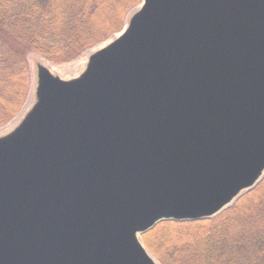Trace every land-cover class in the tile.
Instances as JSON below:
<instances>
[{"label":"water","instance_id":"95a60500","mask_svg":"<svg viewBox=\"0 0 264 264\" xmlns=\"http://www.w3.org/2000/svg\"><path fill=\"white\" fill-rule=\"evenodd\" d=\"M264 177V0H141L0 135V264H157L140 237Z\"/></svg>","mask_w":264,"mask_h":264},{"label":"trees","instance_id":"16d2710c","mask_svg":"<svg viewBox=\"0 0 264 264\" xmlns=\"http://www.w3.org/2000/svg\"><path fill=\"white\" fill-rule=\"evenodd\" d=\"M141 0H0V128L22 109L27 57L72 62L119 33ZM159 264H264V177L210 219L161 221L141 235Z\"/></svg>","mask_w":264,"mask_h":264},{"label":"rangeland","instance_id":"374dc122","mask_svg":"<svg viewBox=\"0 0 264 264\" xmlns=\"http://www.w3.org/2000/svg\"><path fill=\"white\" fill-rule=\"evenodd\" d=\"M139 6L134 8L127 15L126 20H125V25H126L128 18L131 16V14H133L138 9ZM125 25H124V27H125ZM119 33L115 34L114 36H112L111 38L106 40L105 42L100 43V44L86 50L78 59H76L72 62H69V63L54 65V64L50 63L49 61L45 60L44 58H42L40 56H37L34 54H29L27 57L28 68H29V90H28L27 98H26L24 105L22 106V109L20 110V112L10 122H8L6 125H4L3 127L0 128V135H3L5 133L9 132L11 129H13L20 122V120L22 119V117L24 116L26 111L30 108V106L33 104L34 92H35V87H36V66L38 64H42V65L46 66L52 73H55V75H57L58 77H60L63 80H69V79L75 78L84 70L88 56L92 52L96 51L98 48L102 47L103 45L107 44L109 41L114 39ZM53 70H55V71H53ZM140 240H141V237H140ZM157 264H159V263L157 262Z\"/></svg>","mask_w":264,"mask_h":264},{"label":"bare ground","instance_id":"6f19581e","mask_svg":"<svg viewBox=\"0 0 264 264\" xmlns=\"http://www.w3.org/2000/svg\"><path fill=\"white\" fill-rule=\"evenodd\" d=\"M53 71H55V70H53ZM53 74H55V73H53Z\"/></svg>","mask_w":264,"mask_h":264}]
</instances>
